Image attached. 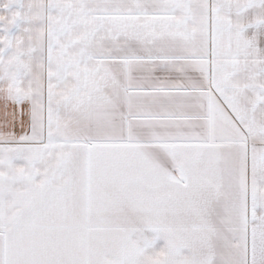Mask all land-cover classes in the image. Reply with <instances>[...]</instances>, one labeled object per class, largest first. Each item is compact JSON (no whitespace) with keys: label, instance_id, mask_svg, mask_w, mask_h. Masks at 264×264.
<instances>
[{"label":"snow or ice","instance_id":"snow-or-ice-1","mask_svg":"<svg viewBox=\"0 0 264 264\" xmlns=\"http://www.w3.org/2000/svg\"><path fill=\"white\" fill-rule=\"evenodd\" d=\"M0 264H264V0H0Z\"/></svg>","mask_w":264,"mask_h":264}]
</instances>
